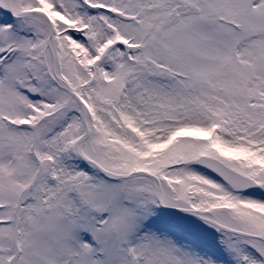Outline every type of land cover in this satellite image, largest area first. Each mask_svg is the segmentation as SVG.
I'll return each mask as SVG.
<instances>
[{
    "label": "snow or ice",
    "instance_id": "6c2138e0",
    "mask_svg": "<svg viewBox=\"0 0 264 264\" xmlns=\"http://www.w3.org/2000/svg\"><path fill=\"white\" fill-rule=\"evenodd\" d=\"M0 264H264V0H0Z\"/></svg>",
    "mask_w": 264,
    "mask_h": 264
}]
</instances>
